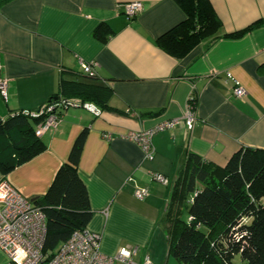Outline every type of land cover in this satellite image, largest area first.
<instances>
[{
	"label": "crops",
	"instance_id": "1",
	"mask_svg": "<svg viewBox=\"0 0 264 264\" xmlns=\"http://www.w3.org/2000/svg\"><path fill=\"white\" fill-rule=\"evenodd\" d=\"M208 1L220 30L180 57L157 44L186 17L174 0H11L0 6V76L6 82L0 122L14 112L37 111L57 92L60 76L85 75L82 64L111 88L115 109L94 115L68 107L59 125L38 137L44 149L7 174L0 169V181L32 201L41 197L86 128L77 174L92 211L86 228L100 234V250L134 247L135 264L145 256L152 264H181L169 252L160 220L187 154L222 167L242 147L264 149V0ZM130 2L141 3L132 17L123 12ZM256 22L262 23L240 36H224ZM102 23L109 29L104 42L93 34ZM227 73L243 88L242 97L233 94ZM169 119L177 123L151 137L152 159L124 137ZM141 188L148 193L138 199L134 192ZM0 264H6L1 250Z\"/></svg>",
	"mask_w": 264,
	"mask_h": 264
},
{
	"label": "trees",
	"instance_id": "2",
	"mask_svg": "<svg viewBox=\"0 0 264 264\" xmlns=\"http://www.w3.org/2000/svg\"><path fill=\"white\" fill-rule=\"evenodd\" d=\"M9 1L0 0V6ZM174 1L186 17L160 36L157 44L180 57L203 39L216 37L220 22L208 0ZM260 23L224 36H240ZM108 31L102 23L93 34L104 42ZM83 73L75 79L60 76L57 92L48 101L76 97L100 111L115 110L109 106L111 88L98 83L95 73ZM41 119L20 111L0 122L3 174L44 149L33 127ZM85 136L86 128L76 136L45 194L33 200L46 220L44 253L52 254L74 230L86 228L92 215L77 174ZM160 221L169 252L181 264H264V149L242 147L222 167L188 153Z\"/></svg>",
	"mask_w": 264,
	"mask_h": 264
},
{
	"label": "built area",
	"instance_id": "3",
	"mask_svg": "<svg viewBox=\"0 0 264 264\" xmlns=\"http://www.w3.org/2000/svg\"><path fill=\"white\" fill-rule=\"evenodd\" d=\"M124 14L132 17L141 9L140 2L124 4ZM84 72L95 73L89 64H82ZM227 79L232 85V92L237 97L244 95L240 84L227 73ZM0 93L5 96L6 82L0 76ZM83 107L94 115L100 109L79 98L55 99L41 105L30 115L42 117L36 124L34 134L40 136L46 131L55 129L60 122L61 113L68 107ZM194 114L189 109L185 113V123L191 128ZM176 119L160 122L152 129L127 132L124 137L136 143L144 152L145 158L152 159L151 137L159 130L173 127ZM152 180L166 184L167 178L159 173H149ZM148 193V188L137 189L134 196L142 199ZM46 236V220L41 208L32 200L13 188L8 181H0V250L6 256V264H135L133 255L136 248L122 246L113 254H105L100 250V234L87 228L74 230L69 238L58 245L52 254L44 253L43 246ZM142 264H152L144 257Z\"/></svg>",
	"mask_w": 264,
	"mask_h": 264
}]
</instances>
